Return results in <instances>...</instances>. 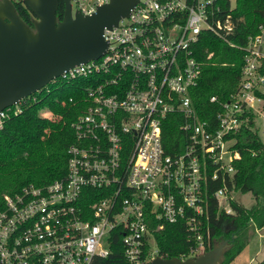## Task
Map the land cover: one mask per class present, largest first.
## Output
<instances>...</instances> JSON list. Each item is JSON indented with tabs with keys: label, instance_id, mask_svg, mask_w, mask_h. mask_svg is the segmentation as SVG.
Segmentation results:
<instances>
[{
	"label": "built area",
	"instance_id": "1",
	"mask_svg": "<svg viewBox=\"0 0 264 264\" xmlns=\"http://www.w3.org/2000/svg\"><path fill=\"white\" fill-rule=\"evenodd\" d=\"M107 1L69 3L87 14ZM234 6L235 0H137L103 28L98 57L68 66L41 94L0 110L1 128L10 113L55 90V102L72 114L64 173L2 194L0 264H90L109 252L113 231L124 264H144L157 254L154 231L177 221L192 239L179 258L205 251L208 182L234 171L242 128L264 132V18L235 43ZM205 33L241 51L234 89L222 99L208 96L217 103L210 120L198 116L190 97L202 66L194 44ZM43 110L51 120L64 113ZM166 120L178 122L184 141L174 152L163 144ZM212 195L230 213L224 182Z\"/></svg>",
	"mask_w": 264,
	"mask_h": 264
},
{
	"label": "trees",
	"instance_id": "2",
	"mask_svg": "<svg viewBox=\"0 0 264 264\" xmlns=\"http://www.w3.org/2000/svg\"><path fill=\"white\" fill-rule=\"evenodd\" d=\"M60 3L55 9L56 19H61L63 8ZM226 4V0H219ZM18 15L31 25L32 13L23 0H12ZM234 32L230 36L240 44L247 33L254 32L256 24L264 18V0H235ZM195 55L202 61L197 84L190 89V97L198 116L210 120L217 107L208 101L210 94L224 98L234 89L238 76L241 51L228 45L214 35L202 34L194 44ZM211 51L210 57L206 53ZM36 95L41 94L37 91ZM55 90L43 94L38 100L27 102L20 111L10 113L0 128V207L2 194L14 192L33 181L37 184L48 182L65 171V149L72 140L69 126L71 115L55 102ZM64 112L58 120H51L43 109ZM65 109V108H64ZM76 110V107H75ZM172 117L168 115L166 119ZM163 144L167 151L174 152L184 141L180 138L178 122L162 125ZM234 146L238 157L233 160L234 171L207 185V209L203 224H207L209 235L203 237L207 250L218 239H227L219 264H227L243 249L249 225L264 226V143L256 129L242 128L236 136ZM224 182L227 193L237 190L249 192L253 202L246 206L229 197L230 213L217 207L212 191ZM183 221L164 223L154 231L157 254L162 257L186 256L192 239L187 238ZM90 264H124V255L119 233L113 231L109 252L102 257L95 256ZM264 264V257L254 263Z\"/></svg>",
	"mask_w": 264,
	"mask_h": 264
},
{
	"label": "water",
	"instance_id": "3",
	"mask_svg": "<svg viewBox=\"0 0 264 264\" xmlns=\"http://www.w3.org/2000/svg\"><path fill=\"white\" fill-rule=\"evenodd\" d=\"M23 1L31 25L12 0H0V110L40 90L68 66L98 57L106 45L103 28L116 25L137 0H108L87 14L71 11L69 0H62L61 19L55 16L57 0ZM226 245L221 239L193 257L156 254L144 264H219Z\"/></svg>",
	"mask_w": 264,
	"mask_h": 264
},
{
	"label": "rangeland",
	"instance_id": "4",
	"mask_svg": "<svg viewBox=\"0 0 264 264\" xmlns=\"http://www.w3.org/2000/svg\"><path fill=\"white\" fill-rule=\"evenodd\" d=\"M73 9L74 6L71 5ZM258 123L260 121L258 120ZM259 124V129L261 127ZM258 135L261 141L264 143V132L261 129L258 132ZM231 197L238 200L243 205H250L253 202V197L249 192L241 193L237 190L230 192ZM221 239H218L214 242H217ZM228 246V241L227 245ZM264 257V227H253L249 225L247 229V239L246 243L243 246V249L234 257V259L227 264H248L254 263ZM221 262V261H220Z\"/></svg>",
	"mask_w": 264,
	"mask_h": 264
},
{
	"label": "flooded vegetation",
	"instance_id": "5",
	"mask_svg": "<svg viewBox=\"0 0 264 264\" xmlns=\"http://www.w3.org/2000/svg\"><path fill=\"white\" fill-rule=\"evenodd\" d=\"M60 2L57 0V6H58V4H59ZM61 6H62V8H63V1L61 0Z\"/></svg>",
	"mask_w": 264,
	"mask_h": 264
},
{
	"label": "crops",
	"instance_id": "6",
	"mask_svg": "<svg viewBox=\"0 0 264 264\" xmlns=\"http://www.w3.org/2000/svg\"><path fill=\"white\" fill-rule=\"evenodd\" d=\"M262 227H264V226H262Z\"/></svg>",
	"mask_w": 264,
	"mask_h": 264
}]
</instances>
